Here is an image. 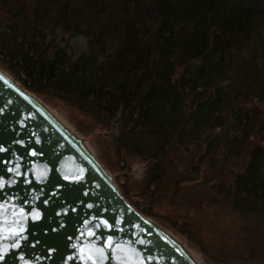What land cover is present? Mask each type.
I'll return each mask as SVG.
<instances>
[{
  "label": "trees",
  "instance_id": "obj_1",
  "mask_svg": "<svg viewBox=\"0 0 264 264\" xmlns=\"http://www.w3.org/2000/svg\"><path fill=\"white\" fill-rule=\"evenodd\" d=\"M0 66L107 132L120 172L147 165L118 184L140 214L189 240L151 203L231 219L225 256L264 264V0H0Z\"/></svg>",
  "mask_w": 264,
  "mask_h": 264
},
{
  "label": "water",
  "instance_id": "obj_2",
  "mask_svg": "<svg viewBox=\"0 0 264 264\" xmlns=\"http://www.w3.org/2000/svg\"><path fill=\"white\" fill-rule=\"evenodd\" d=\"M0 147V264H195L127 202L84 142L1 68Z\"/></svg>",
  "mask_w": 264,
  "mask_h": 264
},
{
  "label": "rangeland",
  "instance_id": "obj_3",
  "mask_svg": "<svg viewBox=\"0 0 264 264\" xmlns=\"http://www.w3.org/2000/svg\"><path fill=\"white\" fill-rule=\"evenodd\" d=\"M66 42V48H69L73 56L78 55L80 51H83L85 48L84 41L80 38H68ZM62 45L65 47V44ZM0 68L5 71L1 66ZM5 72L8 73L7 71ZM34 96L42 102L62 124H65L67 128L84 142L90 153H92L112 177L119 190V185L123 184L131 195L140 191L141 183L144 179L143 170H140L133 178H130V175H132L138 167L144 166L145 164H134L130 173L120 172L118 164L113 157L107 132L94 125L88 119L81 117L73 108L61 102L50 101L43 97ZM146 202L147 204L149 203L147 200ZM150 207L158 216L176 222L179 226L183 224L188 226L187 229L189 233L193 235V239L190 240L188 237L175 231L165 220L162 221L158 218L145 216L171 233L196 259L199 260L200 264H243L237 261L233 262L225 256L226 251L230 252L234 246L237 247L238 245L232 237L233 229L231 230L228 226L231 219L223 216L214 217L206 213L203 209L178 207L165 201H155V203H151ZM220 254H223L226 261Z\"/></svg>",
  "mask_w": 264,
  "mask_h": 264
},
{
  "label": "bare ground",
  "instance_id": "obj_4",
  "mask_svg": "<svg viewBox=\"0 0 264 264\" xmlns=\"http://www.w3.org/2000/svg\"><path fill=\"white\" fill-rule=\"evenodd\" d=\"M47 110H48V112L56 119V120H58V122H60V120L56 117V116H54V114L52 113V112H50L49 111V109L42 103V102H40ZM61 123V122H60ZM65 128H67L66 127V125L65 124H62ZM68 130H70L69 128H67ZM70 132H71V130H70ZM73 133V132H72ZM85 145V144H84ZM86 146V145H85ZM167 232V231H166ZM168 234L170 235V237L176 242V243H178L180 246H182V249L186 252V254H187V256L195 263V264H200V262H199V260L198 259H196L171 233H169L168 232Z\"/></svg>",
  "mask_w": 264,
  "mask_h": 264
},
{
  "label": "snow or ice",
  "instance_id": "obj_5",
  "mask_svg": "<svg viewBox=\"0 0 264 264\" xmlns=\"http://www.w3.org/2000/svg\"><path fill=\"white\" fill-rule=\"evenodd\" d=\"M5 149H3L2 147H0V151H4ZM33 154H35V152L33 153ZM17 175H19V173H17ZM66 179H67V177H66ZM26 182H29L30 183V181H26ZM4 185H3V178H0V187H3ZM103 223L108 227V228H112V225L111 224H109L108 223V221L107 220H104L103 221ZM98 227H99V225H98ZM21 231H23L22 229H21ZM90 235H92V233H90ZM109 239V241H111V237H109L108 238ZM15 247H20V243H19V240H17V242H16V244L14 245ZM109 247H111V244L109 243V245H108ZM51 251H56V249H50ZM5 259V256L4 255H2V254H0V260H4ZM69 259H71V257H69ZM149 259H151V257H149Z\"/></svg>",
  "mask_w": 264,
  "mask_h": 264
}]
</instances>
